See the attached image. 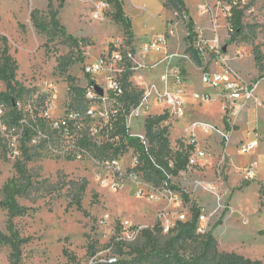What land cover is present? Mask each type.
Wrapping results in <instances>:
<instances>
[{
  "label": "rangeland",
  "instance_id": "374dc122",
  "mask_svg": "<svg viewBox=\"0 0 264 264\" xmlns=\"http://www.w3.org/2000/svg\"><path fill=\"white\" fill-rule=\"evenodd\" d=\"M230 1L244 10L245 37L233 43ZM59 2L0 0V51L5 38L17 63L16 81L24 89L15 112L0 99V200L4 184L16 174L17 161L40 181L88 184L80 211L75 206L66 210L68 187L35 201L19 199L30 209L25 217L9 218L0 208V232L7 234L10 223L21 238H30L22 247L20 264H97L131 258L135 248L145 246L138 232L157 229L160 216L169 213L172 230L158 234L159 246H165L179 229L172 216L171 200L176 197L184 211L191 214L195 208L206 216L205 235L212 232L218 252L264 260V237L259 235L264 230V77L254 61L256 49L264 55V0H183L182 12L163 8L164 0H119L125 26L113 20L116 7L111 0H63L61 8ZM49 3L76 44L33 27L31 12L37 10L49 21ZM189 21L195 34L191 39ZM191 47L201 53V65L192 61ZM98 61L105 67L87 75L86 68ZM220 65L256 87L253 100L236 115L223 112L220 98L208 103L196 98L208 93L214 97V90L201 84V74ZM112 81L122 92H142L137 109H122L116 99L122 92L116 95L110 89ZM94 85L103 88L104 95L86 97L91 110L86 114L78 106L87 99L69 96V88L87 93ZM5 90L0 81V93ZM163 94L184 99L182 116L156 102ZM120 110L127 131L142 137L148 118L167 116L160 126L167 128L170 148L192 144L196 165L171 177L167 186L158 178L144 177L143 163L132 149L118 156L106 151L105 157L94 159L81 140L88 138L96 146L113 143L106 126L120 118ZM18 116L22 118L16 120ZM62 122L68 133L53 126ZM23 127L30 130L28 136ZM205 127L212 133H205ZM250 140L256 141V149L241 155L240 144ZM204 237L173 246L189 256ZM0 264H11L10 249L4 245Z\"/></svg>",
  "mask_w": 264,
  "mask_h": 264
},
{
  "label": "trees",
  "instance_id": "16d2710c",
  "mask_svg": "<svg viewBox=\"0 0 264 264\" xmlns=\"http://www.w3.org/2000/svg\"><path fill=\"white\" fill-rule=\"evenodd\" d=\"M111 2L116 7L113 20L125 26L126 22L119 0H111ZM230 4L229 21L231 26L229 29L232 33L230 43H233L237 37H245L243 25L244 10L231 1ZM62 6L63 0H60L58 7L61 8ZM162 7L168 10L182 12L184 3L183 0H164ZM48 9L49 21L44 20L37 10L31 12L30 19L35 30L39 33L61 36L76 44L77 41L71 35L67 34L65 28L60 25L57 19V13L51 9L50 3L48 4ZM187 28L189 39H191L195 35L192 21L188 22ZM188 52L193 62L197 65L202 64L203 58L198 50L191 47ZM254 61L262 77H264L263 56L259 49H256L254 52ZM17 69V63L9 54L6 40L3 38V48L0 51V81L4 83L6 90L4 93H0V99L9 105L13 112L16 109V101L24 93V89L16 81ZM59 69L65 72L64 64H60ZM85 93V90L73 86L69 88V96L72 97H79V99L86 100ZM141 95L142 92L125 90L116 99L117 103L122 106V109H126L128 112L130 107L135 108L138 106ZM78 108H81L82 112L86 113L88 110V101H85L83 106L81 103ZM121 112L122 110L117 112L119 114H117V117L120 116V118H117L115 122H111L106 126V129H108L106 131L115 140L113 143L107 142L106 145L96 146L90 139L83 138L81 140V147L89 152L96 160L105 157L106 151H110L112 156H118L122 151L132 149L138 155V161L141 160L143 163L141 171L145 178H158L160 181H164L167 186H170L171 177H176L180 172L186 170L189 158L194 151V146L192 144H182L176 151L170 148L167 128L160 126L167 119V116L151 117L145 121V143H143L139 138L132 136L127 131L125 115L121 114ZM16 118V120H20L22 117L18 116ZM23 130L25 136H28L30 130L26 127H23ZM14 169L15 176L9 179L1 190L3 198L0 200V208L6 211L9 218L25 217L28 215L30 209L22 206L18 202L19 199L35 201L41 198L44 193H56V191L63 190L65 187H68L70 198L66 210L72 206H75L79 211L81 210L83 194L88 185L85 180H71L68 182L62 180L56 184H50L48 180L40 181L39 176L31 174L21 161H17L14 164ZM192 211L190 214L192 219L188 222H179L177 234L165 246H159L158 243V234L162 233L160 226L153 230H141L138 237L143 239L145 246L135 248L133 257L120 258L114 261L109 260L97 264H264V260H251L236 253L218 252L211 235L212 232H208L206 235L204 234L205 237L200 243L198 251L189 256L180 253V250L176 246H173L175 242L189 241L201 236L196 233L195 219L198 216V210L194 208ZM220 223L221 220L216 225ZM7 231V234L0 232V245L7 246L10 249L11 264H20L22 247L30 241V238H21L10 223L8 224ZM259 235L264 237V230L260 231ZM64 255L70 261H75L74 256L68 252H64Z\"/></svg>",
  "mask_w": 264,
  "mask_h": 264
},
{
  "label": "built area",
  "instance_id": "2783aa9c",
  "mask_svg": "<svg viewBox=\"0 0 264 264\" xmlns=\"http://www.w3.org/2000/svg\"><path fill=\"white\" fill-rule=\"evenodd\" d=\"M103 7L104 6H102V8ZM96 18H99L98 13L96 14ZM262 56H263V64H264V55L262 54ZM115 58L117 60L121 59L119 54H116ZM103 67H105V62L98 61L97 63L88 66L86 68V73L87 75H89V73L91 74L98 73L103 69ZM201 84L214 90V92H216V94L214 95L216 99L212 96V94L208 93L202 95L201 97L196 96V98L199 99L198 100L199 103H208L220 98V100L223 102L222 103L223 112H225V110H230L234 115L240 113V111H242L245 108V106L254 98L255 86L251 83H247L236 78L234 73H232L228 69L223 68L221 65L218 70L214 68L203 70L201 74ZM94 86L92 90H89L87 93H85V98L87 97L89 100H92L94 97L97 96V93L94 90ZM110 89L116 95L122 92L121 87L115 81L111 82ZM156 102H162L167 109L168 108L172 109L177 116H182L184 113V99L179 94L157 95ZM137 108L138 106L135 107V109ZM87 113L91 114V110L88 109L86 114ZM62 123L63 126L57 123H54L53 126L60 128L62 127L65 130V132L68 133V127L66 128L64 127L66 123L65 122ZM212 131L213 130L210 127L204 128V132L207 134H211ZM132 136L139 138L143 143H145L144 136L143 137L136 135H132ZM223 137L226 136L224 135ZM256 146H257L256 141L253 140L245 141L240 144L238 152L241 155L251 154V152L254 149H256ZM188 165L189 166L196 165L194 157L190 156ZM254 167L255 164L250 166L249 169L250 168L253 169ZM249 169L247 170V173L249 172ZM171 204L173 207L172 209L174 210L172 216L176 217V220L178 222H188L189 220L192 219L190 213L184 211L183 209L184 204L182 203L179 197L172 199ZM168 215L169 213H164L160 216V229L163 234H168L173 227L171 221L168 218ZM104 219H107V217H105ZM195 222H196V233L199 235H204L207 231L206 225L208 222L206 216L198 215L197 218L195 219ZM124 225L128 227V223H125ZM110 261H114V260H110Z\"/></svg>",
  "mask_w": 264,
  "mask_h": 264
},
{
  "label": "water",
  "instance_id": "95a60500",
  "mask_svg": "<svg viewBox=\"0 0 264 264\" xmlns=\"http://www.w3.org/2000/svg\"><path fill=\"white\" fill-rule=\"evenodd\" d=\"M94 90L97 93V95H99L100 97H102L104 95V90L100 86L95 85Z\"/></svg>",
  "mask_w": 264,
  "mask_h": 264
},
{
  "label": "crops",
  "instance_id": "0c3cea01",
  "mask_svg": "<svg viewBox=\"0 0 264 264\" xmlns=\"http://www.w3.org/2000/svg\"><path fill=\"white\" fill-rule=\"evenodd\" d=\"M212 93H213L214 95L216 94V92H214V91H213ZM215 99H216V98H215ZM215 101H216V100H215Z\"/></svg>",
  "mask_w": 264,
  "mask_h": 264
},
{
  "label": "bare ground",
  "instance_id": "6f19581e",
  "mask_svg": "<svg viewBox=\"0 0 264 264\" xmlns=\"http://www.w3.org/2000/svg\"><path fill=\"white\" fill-rule=\"evenodd\" d=\"M256 88V87H255Z\"/></svg>",
  "mask_w": 264,
  "mask_h": 264
}]
</instances>
